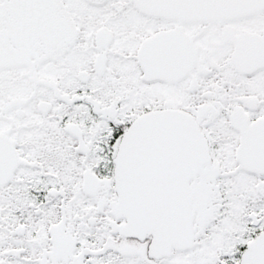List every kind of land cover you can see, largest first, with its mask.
<instances>
[{"label": "snow or ice", "instance_id": "obj_1", "mask_svg": "<svg viewBox=\"0 0 264 264\" xmlns=\"http://www.w3.org/2000/svg\"><path fill=\"white\" fill-rule=\"evenodd\" d=\"M0 264H264V0H0Z\"/></svg>", "mask_w": 264, "mask_h": 264}]
</instances>
